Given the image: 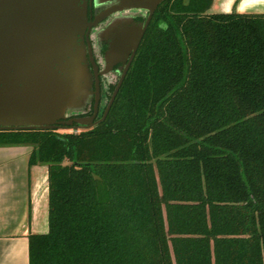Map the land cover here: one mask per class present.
<instances>
[{
    "label": "trees",
    "instance_id": "1",
    "mask_svg": "<svg viewBox=\"0 0 264 264\" xmlns=\"http://www.w3.org/2000/svg\"><path fill=\"white\" fill-rule=\"evenodd\" d=\"M211 3L157 7L92 127L0 130L47 167L28 264H264V13Z\"/></svg>",
    "mask_w": 264,
    "mask_h": 264
},
{
    "label": "water",
    "instance_id": "2",
    "mask_svg": "<svg viewBox=\"0 0 264 264\" xmlns=\"http://www.w3.org/2000/svg\"><path fill=\"white\" fill-rule=\"evenodd\" d=\"M160 1L149 6L102 116L94 120L99 100L96 76L93 114L64 120L67 109L90 102V74L80 53L72 48L76 26L80 22L82 28L85 21L84 12L76 15L58 0H0V130L56 129L73 121L87 129L103 120ZM74 21L77 25L69 24ZM124 42V36L116 39L110 53L117 56Z\"/></svg>",
    "mask_w": 264,
    "mask_h": 264
},
{
    "label": "flooded vegetation",
    "instance_id": "3",
    "mask_svg": "<svg viewBox=\"0 0 264 264\" xmlns=\"http://www.w3.org/2000/svg\"><path fill=\"white\" fill-rule=\"evenodd\" d=\"M68 4L70 12H84L85 21L69 23L76 26L74 32L73 52H79L83 58V63L86 65L87 71L90 74L91 86L88 88L91 93L88 96L91 103L85 106H76L67 109L64 112L65 119L69 120L76 117H85L93 114L95 77L98 78L99 100L97 113L94 120L99 118L100 107V92L102 87H108L115 83V86L121 76L126 64L131 55V48L136 37V32L144 25L148 14L149 6L154 0H58ZM139 1V2H136ZM165 0H161L153 10ZM138 3L146 6H137ZM152 13V15H153ZM152 17V16H151ZM81 27V26H80ZM124 36V44L118 49L120 54L117 56L110 53L116 39ZM92 56L93 62L90 59ZM96 70L94 71V66ZM115 88V87H114ZM71 127L72 129H84L85 124L72 122L71 124H59L56 129Z\"/></svg>",
    "mask_w": 264,
    "mask_h": 264
},
{
    "label": "crops",
    "instance_id": "4",
    "mask_svg": "<svg viewBox=\"0 0 264 264\" xmlns=\"http://www.w3.org/2000/svg\"><path fill=\"white\" fill-rule=\"evenodd\" d=\"M225 8L226 0H212L208 12ZM31 150L30 144L0 145V264H28V235L48 228L47 167L29 165Z\"/></svg>",
    "mask_w": 264,
    "mask_h": 264
},
{
    "label": "clouds",
    "instance_id": "5",
    "mask_svg": "<svg viewBox=\"0 0 264 264\" xmlns=\"http://www.w3.org/2000/svg\"><path fill=\"white\" fill-rule=\"evenodd\" d=\"M235 0H226L225 11L231 13L232 5ZM236 11L240 14H245L249 12H264V0H240Z\"/></svg>",
    "mask_w": 264,
    "mask_h": 264
},
{
    "label": "rangeland",
    "instance_id": "6",
    "mask_svg": "<svg viewBox=\"0 0 264 264\" xmlns=\"http://www.w3.org/2000/svg\"><path fill=\"white\" fill-rule=\"evenodd\" d=\"M66 128H63V129H59V130H65ZM80 129V128H79ZM79 129H75V130H79Z\"/></svg>",
    "mask_w": 264,
    "mask_h": 264
}]
</instances>
